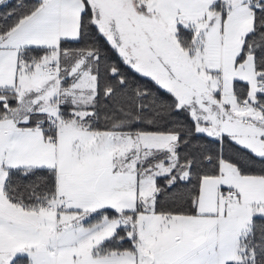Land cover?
Masks as SVG:
<instances>
[{"label":"rangeland","instance_id":"obj_1","mask_svg":"<svg viewBox=\"0 0 264 264\" xmlns=\"http://www.w3.org/2000/svg\"><path fill=\"white\" fill-rule=\"evenodd\" d=\"M110 1L127 17L128 10L117 6V0ZM139 2L146 13L141 12L140 17L135 13L134 19L133 16L126 19L131 32L156 37L178 33L181 28L191 29L195 33L192 47L184 49L174 42V48H169L166 56L158 52L150 59L124 61L173 93L180 106L190 110L199 132L230 135L264 157V117L254 106L257 94L264 92V82L258 80L254 54L243 51L244 40L254 29L253 7L260 6V0ZM85 8V0H42L40 8L21 21L8 39L0 41V46L16 48L38 36L43 28L40 23L47 14L52 20L47 25L49 34L40 41L46 45L41 46L57 53L59 35L65 39L69 30L75 31L76 40L80 38ZM120 11L96 9V21L102 32H116L113 29L124 20ZM138 17L150 19L151 27L140 26ZM16 51L11 52L12 60L16 59ZM55 56L45 55L29 74L25 66L20 64L22 68H19L13 63L12 81L19 89L16 93L19 102L15 107L8 106L0 119V203L5 196L7 168L16 159L21 160L19 167L54 169L57 192L54 199L47 202L51 207L44 205L28 210L14 204V212L9 217L4 219L0 214V264H11L8 248L13 256L28 255L31 264H88L81 258H87L89 241L91 245H102L120 226H128L131 237L137 229L147 226H167L189 235L198 233L204 236L203 245H134L130 254L100 256L95 264H128L129 257L138 264H228L234 255L238 259L234 262L243 261L242 245L235 249L236 245L231 244H241L249 234L251 224L246 215L264 216V178L252 176L238 182L233 179V185L229 182L232 179L227 178V183L234 186L243 199L237 210L233 207L238 204L222 202L224 205L218 211L216 191L209 199V204L211 201L215 204L214 208H206L199 202L195 215L167 217L143 213L138 210L139 205L146 211L154 209L156 178L167 174L174 166L172 138L169 134L121 136L79 131L77 121L96 93V76L88 56H84L67 72L74 77L72 84L63 86L59 76L42 71L44 61ZM240 80L249 85L244 102L235 95V84ZM8 95L0 92V101L9 104L12 99ZM61 100L76 107L72 110L74 117H62ZM36 118L48 119L51 125L44 130L48 129L51 134L42 130L15 132L19 124ZM164 151L170 154L164 155ZM166 158L172 160L171 165L165 164ZM150 160L151 163H147ZM205 178L218 184V176ZM216 188L218 190V186ZM59 197L64 201L57 210L54 204ZM207 200L208 196L205 202ZM128 206L138 210L135 218L124 213ZM103 209H113L118 214L96 218Z\"/></svg>","mask_w":264,"mask_h":264},{"label":"trees","instance_id":"obj_2","mask_svg":"<svg viewBox=\"0 0 264 264\" xmlns=\"http://www.w3.org/2000/svg\"><path fill=\"white\" fill-rule=\"evenodd\" d=\"M85 3L80 38L62 40L60 44L62 84L69 86L73 82L74 77L67 72L79 59L88 56L97 78V87L93 102L86 108L87 116L78 122L83 129L175 135L172 151L174 166L170 172L156 178L154 212L164 216L197 214L202 180L218 176L222 162L235 166L243 176L264 178V157L242 146L230 135L218 137L199 132L190 110L180 106L173 93L152 78L138 73L124 61L96 26L94 10L89 2L85 0ZM41 5L42 0H0V41ZM254 19V29L245 38L243 51L244 54H254L258 80L264 82V0H260V6L254 7ZM178 35L183 47L191 49L194 31L181 28ZM49 52L50 49L42 47L22 49L19 68H22V64L25 71L34 70L36 63ZM248 90L247 82L236 81L235 95L242 102L248 98ZM0 92L9 94L8 97L12 99L9 104L0 101L1 119L8 106L15 107L19 100L15 91ZM254 106L264 116V92L257 94ZM69 108L61 105L63 117L72 118L74 112ZM45 120L36 118L23 125L47 127L48 120ZM49 132L47 130L46 133L51 134ZM163 154L170 153L164 151ZM171 161L168 158L164 160L166 165H171ZM56 185L54 169L14 168L8 170L4 190L11 203L37 210L54 199ZM105 214L111 217L118 213L104 209L97 213L96 218H102ZM132 214V218H135L136 212ZM125 227L121 226L113 238L103 245V251L134 250V245L123 238ZM241 255L244 259L241 264H264V216L252 219L251 230L242 239ZM11 264H30V260L26 255H18Z\"/></svg>","mask_w":264,"mask_h":264},{"label":"crops","instance_id":"obj_3","mask_svg":"<svg viewBox=\"0 0 264 264\" xmlns=\"http://www.w3.org/2000/svg\"><path fill=\"white\" fill-rule=\"evenodd\" d=\"M87 1L89 2V4L91 5V7L94 10V22L101 32H102V30L100 29V27L98 26L97 21H96V17H97L96 9H98V7H99V9H103V10L111 9V8L114 9V11L115 10H119V11L121 10L120 8L116 7V4L113 5L110 0H87ZM130 1H133V3H130ZM116 2H118L117 6L120 5L124 9L128 10V15H127V17H125L123 15V12L120 11L124 20L119 21L120 23H119V26L117 27V29L116 28L113 29L116 32L112 31V32H109V34H106L104 32H102V33L108 39V41L112 44V46H114L116 48V50L118 51V53L120 54V56L124 60L128 59V58L138 59L139 61H141L144 58L150 59L152 57H155L158 52H161V53L164 52V55L166 56L167 55L166 52L168 51V49L174 48V42H176V46L179 44V46H182V48L186 49L181 44L178 33H174V34L164 33V34H159L156 37H152L151 35L145 36L144 34L131 32V29L128 28L129 24L127 23L129 21H127L126 19L128 17H131V16H133V19H134L135 13L137 16L139 14V17H140L141 12L146 13V10L141 7L139 0H117ZM122 3H124V6L122 5ZM98 4L100 6H98ZM130 6H131V8H130ZM78 7H79V4L77 5V9H78ZM139 17H138L137 21L140 24V26H142L144 29L146 26L148 28L151 27L152 23H151L150 19L145 20V19H141ZM51 20H52V17L47 16V14H46L43 23H40L41 24L40 27H43L44 29L42 28L41 33L36 37H32L30 39V41L16 46V48L15 47L14 48H10V47L4 48L3 46H0V91L1 90L2 91L10 90V91H15L16 93H19L18 92L19 89L14 86L13 81H12V76L14 74L12 71L13 70V63L15 65L16 64L19 65L20 53H21V50L25 47L26 48H29V47L48 48L46 46H41V45H46V44H43V42H40V41H44L46 39V35L49 34V29H47V25L50 24ZM143 21L146 22L147 25H145L143 23ZM77 32H78V29L76 28V33ZM66 35H67L66 36L67 38H65L66 40H76L75 31L69 32V30H68ZM8 37H9V34L6 37H4L2 40H5L6 38L8 39ZM193 38H194V36H193ZM65 39L60 37V35L58 37L60 44H61V41L65 40ZM60 44H59V49H57V53L51 52V49H50V52L46 54V55L56 54V56L54 58H51V59H50V57L48 59H46V61H44L45 65L47 63H51V62L58 63V64L60 63V65H62V55L60 52ZM14 50H17L16 51L17 56H16V59L12 60L11 59V52H14ZM15 61H17V62H15ZM31 71H33V70H31ZM31 71L27 70L28 73H26V74H29ZM135 71H137V70H135ZM17 74H18V70H17ZM59 77H60V81H61V79H63V78L61 76H59ZM96 87H97V78H96ZM96 87H95V91H96ZM95 95H96V93H95ZM95 95H94V97H95ZM62 102L63 101L61 100L60 106L66 105V106H70L69 109H71V111L76 110L75 106H73L71 104H65V102H63V104H62ZM60 106H59V108H60ZM86 108H87V106H86ZM86 108L84 110L85 112H83V115L79 118V120L77 122L81 121L82 119H84L87 116L88 111ZM68 115H70V114H68ZM72 117H74V116H72ZM47 120L48 119H46L45 121H47ZM47 122H48V125H51V124H49V121H47ZM19 126L20 127L15 129V132H21L23 134L26 132H35V131H39V130H42L45 134H47L46 132L48 130V129L44 130V127H25L23 124H19ZM79 131H81V132H92V133L104 132V133H108L110 135L114 134V135H121V136H139L142 134H146V133H128V132H121V131H113V132L92 131V130L83 129L80 125H79ZM205 134L211 135V136L221 137L224 133H218V134L205 133ZM168 136L171 137L172 141L174 142L175 135L169 134ZM153 154L155 155L154 157L156 158V150L153 151ZM12 161L13 160H11V162ZM151 161L152 160H150V162H147V163H151ZM18 165H21L20 159H16L15 161H13L9 165V168H7V169H14L16 167H19ZM232 166L233 165H231L227 162H222L221 168H220V174L218 175V179H217L218 184H216V181H213V179L203 178L202 184H201V196H200L199 202L201 204L203 203L204 207L207 208L208 206H210V207L214 208L215 204L214 203L212 204L213 201H211V204H209V199L212 197V195L214 196L216 191H218V211H219L220 208H222V205H224V204H221L219 201V190H220V188L221 187L232 188V189L237 191V189L234 188V186H232L233 184H235L233 179H235L236 182H238V180H241L242 178L244 180H247L248 177H252V176L241 175L239 173V171L237 170V168L235 166H233V167ZM19 168H31V167H19ZM33 168H35V167H33ZM36 168H38V167H36ZM223 169L228 170L229 173H224ZM227 178L232 179L231 181H229L231 184L233 183L232 185H229L230 183H227V180H228ZM253 178H254V176H253ZM217 186H218V190L216 188ZM56 192H57V185H56ZM207 196H208V200L206 201L207 202L206 203L205 197H207ZM242 201H243V199L238 194V199L236 202H234L238 205L233 207V210H237L240 207V205L242 204L241 203ZM129 202H130V204L132 203L131 201H129ZM200 203H198V205ZM138 210H141L140 205L138 206ZM138 210L130 208V206H128L123 211L126 215H130L131 217H133L132 213H135ZM206 211H208V210H206ZM13 212H14V204H12L9 201V199L7 198V196L5 194V196L3 197V199L1 200V203H0V214H3L5 216L4 217V219H5L6 217H9L10 214ZM142 212L143 213L144 212L156 213L154 211H146V210H142ZM156 214H159V213H156ZM159 215H161V214H159ZM162 216H164V215H162ZM172 216H183V215H172ZM172 216H167V217H172ZM187 216H190V215H187ZM246 217L249 218L248 220H249L250 224H252V219L255 216L246 215ZM120 227L118 229H120ZM118 229H117V231H118ZM125 229H126V234L123 238L127 239L131 243V245H203V239H204V236L199 235L198 233L192 234V235L183 234L178 229L176 231H173L171 228H169L167 226H160V227L147 226V227H144L142 229H137L135 231V236H133V237L129 236L131 229L129 230L128 226H126ZM117 231H116V233H117ZM112 238L113 237L105 240L102 243V245H99V244L98 245H94V244L91 245L90 243H92V242L89 241V245H86V247H87V249H86L87 258L83 257V258H81V260L87 261L88 264H95V260H98L100 258V256L105 257V256H111L114 254H117V256L122 255V254H130L129 253L130 251H122V252H116V251H107L106 252V251H103L101 249V246L103 247V245H105V243L107 241L111 240ZM218 245H220V241L218 242ZM231 245H236L234 248L238 249L237 245H239V246L242 245V242H241V244L236 242V243H233ZM8 251L10 252V259H11L10 263H12L13 259L16 256L26 255V254H17V255L13 256V255H11V250L9 248H8ZM239 253H240V250H239ZM26 256H28V255H26ZM127 256L129 257L130 255H127ZM77 258H78V256L76 257V259ZM235 258L236 257L234 255V259L231 258L232 260H230V261H232V262H229L228 264H241L242 262H244V260L241 262L240 261L234 262V261H238V259H235ZM129 259H131V260L128 262V264H138V262H136V263L132 262V260L134 261V259H132L131 257H129ZM29 260H30V258H29ZM30 264H31V261H30Z\"/></svg>","mask_w":264,"mask_h":264},{"label":"built area","instance_id":"obj_4","mask_svg":"<svg viewBox=\"0 0 264 264\" xmlns=\"http://www.w3.org/2000/svg\"><path fill=\"white\" fill-rule=\"evenodd\" d=\"M43 73L44 74H55L57 76H60L61 74V66L58 63H47L44 68H43ZM263 117V116H262ZM238 199V192L232 188H226V187H221L219 190V201L220 203L224 202L227 205H231L234 202H236ZM63 198L59 197L57 198V201L54 204V207L57 208V210H60L61 204L63 203ZM46 206L51 207L50 203L46 204Z\"/></svg>","mask_w":264,"mask_h":264}]
</instances>
